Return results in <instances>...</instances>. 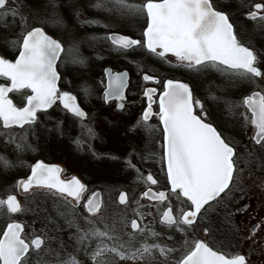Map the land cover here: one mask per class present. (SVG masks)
Masks as SVG:
<instances>
[{"label": "snow or ice", "instance_id": "snow-or-ice-1", "mask_svg": "<svg viewBox=\"0 0 264 264\" xmlns=\"http://www.w3.org/2000/svg\"><path fill=\"white\" fill-rule=\"evenodd\" d=\"M51 7L54 10L57 7L55 0ZM84 8L120 17L145 18L146 27L139 39L115 32L102 38L116 52L127 53L140 48L165 62H169L170 54L177 67L192 72L213 70L230 81L242 80L256 87H260L258 81H264V55L254 47L246 46L235 29L237 19L245 17L256 22L260 32L264 33V0L251 6L244 0L239 3L231 0L220 8L213 0H95L83 8L71 4L70 9L77 20L90 26L98 22L81 19ZM32 18L35 17L26 0H0L3 42L8 50L18 51L14 62L0 54V80L3 81L0 83V145L6 149L11 147L17 155L34 151L30 141L38 136L41 124H45V130H55L63 135L62 122L57 121L53 129H47V122L41 119L59 101L63 110L86 129L74 140L77 148H87L93 156L103 158L91 147V142L99 137L94 127L84 124L90 120L89 113L81 107L76 95L61 92L57 86L61 79L58 61L62 60V54L71 56L73 64L86 66L87 58L78 55L79 42H72L66 48L43 27L33 26ZM46 22L63 25V19L55 11ZM104 75L106 81H100L103 86L101 98L104 104L114 107L116 114L122 115L124 134L135 141L129 144L123 167L134 173L135 182L146 186L138 200L130 201L127 192L119 195V205H137L133 209L134 218L129 221L127 216L116 211L106 214L102 193L93 190L86 196L89 189L80 179H62L61 168L37 162L31 166L27 179L17 181L15 188L33 196L38 193L53 195L65 209H58V214L74 231L68 234L67 241L58 240L47 231L43 235L29 234L26 231L28 225L12 219L0 235V264H33L34 261L35 264H155L157 254L162 258L159 264H249L245 255L214 250L201 239H185L183 254L175 258L177 249L162 242L165 234L156 231L152 225L158 222L187 237L189 230L194 231L203 223L205 213L213 204L224 200L238 170L243 171L245 161L254 153L250 148L238 149L230 144L212 123L206 122L204 104L194 97L189 84L168 79L158 99L156 88H145L143 96L147 98V106L138 116H133L128 112L126 95L129 74L105 69ZM142 79L161 83L154 75L146 73ZM81 91L86 97L92 94L87 84L81 86ZM14 92L24 95L26 102L22 106H17L9 97ZM211 99L223 98L213 94ZM223 103L229 115L235 116L236 108L246 110L239 113V118L244 126L250 125L254 129L251 141L264 149V91H253L240 103L228 99H223ZM154 104L158 105V111L153 110ZM125 113L127 115L123 116ZM153 117H157L162 125L161 161L166 166L168 191H154L158 179L137 162H143L151 155H141L138 149L152 141L157 130L150 123ZM107 158L120 159L117 156ZM15 166L0 152V167L8 170ZM173 198L178 206H174ZM145 199L149 201L148 205L140 203ZM156 204L164 206L162 212L157 208L158 217L152 211L139 210ZM80 207L86 215L79 213ZM25 211L17 195L0 198V214L11 218ZM147 217L153 219L145 223ZM259 229L257 225L252 235ZM203 231L205 235L210 233L207 227ZM166 239L173 240L174 235L168 234ZM81 254L86 258L83 262L79 258Z\"/></svg>", "mask_w": 264, "mask_h": 264}, {"label": "rangeland", "instance_id": "rangeland-1", "mask_svg": "<svg viewBox=\"0 0 264 264\" xmlns=\"http://www.w3.org/2000/svg\"><path fill=\"white\" fill-rule=\"evenodd\" d=\"M215 1L216 3L222 2V5L231 2V0ZM255 1L244 0V3L251 6ZM94 2L95 0H55L57 7L54 10L51 7L52 0H26L28 7L35 17L30 19V23L33 26L38 25L51 32V34L65 44L66 48L72 42H79L78 55L87 58L86 66L73 64L71 62L72 57L64 54H62V60L58 61V71L61 74V80L65 89L75 93L81 100L83 106L91 113L90 120L84 122V124H90L94 129L99 126L100 128L101 126H106L108 129L109 126L115 123L123 125L122 115L116 114L111 105H102L104 103L100 100L101 90L103 88L100 81L102 79L104 80L103 67L106 65L111 66L112 63H117L114 64L117 67L111 66L114 70L127 68L133 74V78H137L136 82H133L131 89H128L129 94L134 99H140L134 104L129 105L132 110L130 111L128 109V111L133 116L139 115L142 111L145 103L144 99L140 97V94L146 85L151 84V82L143 81L142 73L154 75L159 78L161 86H163L164 81L167 79L178 78L188 80L194 97L202 99L207 110H209V119L222 128L223 131L228 132L226 133L228 134V138L238 149L247 147L254 153L250 160L245 161L243 171L238 170L237 172L234 182L235 187L233 189L236 191L233 192V200L224 199L219 204H213V207L205 213L206 218L214 215L215 219L219 217L223 221H225L226 215L227 217L234 216L239 231L234 230L235 234L230 235L225 232L221 233L216 228H213V233L208 234L207 238L213 240L214 237L218 242H215V246L217 245L218 247L220 245L219 243H222V249L227 250L228 253L245 254L249 264H264V149L252 143L250 137L254 129L250 125L247 127L244 126L242 119L239 118V113L246 110L244 108H236L234 109L236 115H229L223 103V99L240 103L243 96L251 91H264V81H258L260 87H256L242 80L230 81L213 70L196 73L183 68H175L168 73L160 69L161 67L153 64L150 54L144 53L141 50L135 49L127 53L116 52L110 43L102 38L110 32L139 36L144 27V17H120L117 14H109L98 9L84 8L81 19L97 21L98 23L90 26L82 25L70 9V5L76 4L83 8L84 5ZM237 3H239V0H237ZM53 11L58 13L59 17L63 19V25L46 22L52 18ZM235 24L238 37L243 40V43L247 46L254 47L261 55H264V33L260 32L257 23H245L242 17H239ZM102 25H108V27H103ZM2 36L3 34L0 33V51H10L6 48ZM93 36L98 37V39H88ZM168 63L176 66V63L172 61ZM85 84L89 85L92 90V94L87 97L81 91V86ZM213 94L223 99L212 100L211 96ZM154 111H158L157 104L154 105ZM123 116L126 115L123 114ZM41 119L47 122V129H53L57 121L62 122L63 135L55 130L47 131L45 130V124H41L37 130L38 136L31 138L30 141L34 151H26L16 156V153L12 151L11 147L6 149L0 145V152L4 153L16 165L14 168L17 171L15 175H11L13 168L4 170L0 167V198H4L10 192L17 193L18 190L15 188L16 182L28 173L33 164V157L41 156L45 160L61 162L65 167L66 173L79 174V177L85 180V185L89 189L86 196L93 190H99L103 196L107 210L106 214L110 213V209H114L116 212L127 216L129 221L134 218L133 209L137 205L131 203L127 207L121 206L117 201V195L119 192L124 191L128 193L130 201H135L139 199L146 186L142 183L135 182L134 173L130 170H125L123 167L124 158L117 156L120 157L119 160H111L106 155H102L103 158H97L87 148L84 150L78 149L74 140L82 132H86V129L81 127V122L63 110L58 101L56 105H53L48 110V115H42ZM151 121H158V118L153 117ZM103 134L105 135V133ZM110 134L111 132L107 130L105 137ZM153 135L157 136L156 133H153ZM237 135L239 138H236ZM65 136L69 138L65 139ZM98 137V139L91 142V147L97 154L104 148V142L110 141L109 139H104V137ZM63 140H66V142H63ZM152 141L149 143L151 155L147 154L148 158L146 160L137 162L140 166L145 167L146 170L151 171L159 180L158 176L162 175L163 172L161 156L160 154H156V146ZM18 169H20L19 172ZM252 172L254 173L253 176H251ZM146 174L147 171L145 172ZM242 185L243 187H241ZM155 189H163V185L158 184V186H155ZM20 200L26 211L21 215H13L11 218L0 214V229L9 219H16L29 226L26 229L29 234L43 235L47 231L56 236L58 240L67 241L68 234L74 230L69 229L65 223V218L58 214V209H65L61 208L60 202L53 195L38 193L33 196L24 193L20 195ZM242 200L246 202L243 203ZM140 203L148 205L149 201L145 199L140 201ZM173 203L174 206H178L174 198ZM157 208L162 212L164 206L156 204L155 207L140 208L139 210L144 213L152 211L158 217L159 213H157ZM220 208H224L225 211H221V213L216 212ZM78 211L86 215L83 207H80ZM152 219L153 217H147L145 223ZM212 225L204 219L203 223L194 231L189 230L187 237L175 232L174 229L169 230L163 227L158 222H155L152 226L156 231L165 234V239L162 242L174 246L177 249L174 256L178 258L184 252L182 245L185 239L191 241L202 238L204 236L203 228ZM257 225L260 226V229L253 236V229ZM214 231L217 232L218 237L227 240L222 242ZM229 231L232 232V230ZM168 234H173L174 239L167 240L166 236ZM53 246H55V242ZM79 258L82 262L86 260L82 254ZM161 260L162 258L157 254L155 264H159ZM33 264H35V261Z\"/></svg>", "mask_w": 264, "mask_h": 264}, {"label": "flooded vegetation", "instance_id": "flooded-vegetation-1", "mask_svg": "<svg viewBox=\"0 0 264 264\" xmlns=\"http://www.w3.org/2000/svg\"><path fill=\"white\" fill-rule=\"evenodd\" d=\"M256 2H261V0H256L254 3H256ZM213 3L217 6V8H220V6L222 5V2L221 3H216V1L215 0H213ZM253 3V4H254ZM242 19H243V21H245V23H251L252 21H249V20H247L245 17H242ZM144 21H145V18H144ZM235 29H236V24H235ZM141 33H142V31L140 32V35L139 36H132L133 38H137V39H139L140 37H141ZM239 39L243 42V40L239 37ZM138 50H140V48H137ZM141 51L142 52H144L145 53V51L143 50V49H141ZM1 52V54L2 55H4L6 58H9V59H14L15 58V56L18 54V51H16V52H13V51H0ZM60 73V72H59ZM60 76H61V74H60ZM136 80H137V78L135 77V78H133V74L131 73V74H129V87H128V89L130 88L131 89V87H132V85H133V82H136ZM0 82H3L2 80H0ZM58 87H59V89L60 90H68V89H65V86L63 85V83H62V80L60 79V81H59V83H58ZM127 89V91H126V95H127V105H128V109L131 111L132 109L130 108V106L129 105H131V104H134L137 100H140L139 98L136 100V99H134V97H132L131 96V94H129V90ZM25 91H27V90H25ZM143 91H144V88L142 89V92H141V94H140V97L141 98H143L144 99V102H145V100H146V98L143 96ZM254 91H256V90H254ZM253 91H251L250 93H248V94H246V95H244L243 96V98L245 97V96H247V95H250L251 93H252ZM76 95V94H75ZM102 95H103V88H102V90H101V96H100V100L103 102V100H102ZM77 96V95H76ZM9 97L13 100V102L17 105V106H22L23 104H24V102H25V98H24V95L23 94H21V93H10L9 94ZM242 98V99H243ZM77 99H78V102L80 103V105H81V107L86 111V112H88L89 113V116H90V118H91V113L87 110V108H85L84 106H83V104H82V102H81V100L79 99V97L77 96ZM199 99V98H198ZM199 100H201L202 101V103L204 104V102H203V100L202 99H199ZM58 103H59V101H58ZM104 103V102H103ZM115 102H113V104H114ZM59 105H60V103H59ZM102 105H106V104H102ZM155 105V104H154ZM154 105H153V110H154ZM101 106V105H100ZM99 106V107H100ZM112 106V105H111ZM61 107V106H60ZM113 107V106H112ZM206 106L204 105V108H205ZM113 109H114V107H113ZM130 111H128V112H130ZM205 111H206V113H207V119H206V122H210V123H212L213 124V126L214 127H216L217 128V130L219 131V132H221L222 133V135H223V137L226 139V141L227 142H229L230 144H232V142L230 141V139L228 138V134H226V133H228L227 131H223V129L222 128H220L218 125H216L212 120H210L209 119V110H207V107L205 108ZM141 113V112H140ZM70 115V114H69ZM125 115H127V113H125ZM138 116V115H137ZM75 119V118H74ZM86 122V121H85ZM153 126H155V128L157 129L156 130V134H157V136H154L153 135V137H152V140L154 141H152V143L156 146V151L155 150H153V151H155L156 152V154L158 155V154H160V156L162 157V147H161V145H162V126H161V124H160V122H159V120L158 121H151L150 122ZM241 127H242V125H241ZM107 130H109V132H111V134L109 135V136H107V137H105V135H106V132H107ZM95 132H96V134L98 133V136H101V137H104V139H109L110 141H108V142H104V148H102L100 151H99V154H102V155H106V156H120V157H123V158H125V155H126V153H127V151H129L130 149H129V144L130 143H135V141H131V140H129L126 136H125V134H124V131H123V125H120V124H118V123H115V124H113V125H111V126H109V128L107 129V127L106 126H101V128H100V126L99 127H95ZM103 133H105V135L103 134ZM113 134V136H111ZM254 134V131H253V133H252V135ZM234 137H235V135H233ZM68 139L69 137H66L65 136V139ZM236 138H239V136L237 135L236 136ZM155 139V140H154ZM114 140V141H113ZM63 142H66V140H63ZM149 143H150V141L148 142V144L146 145V146H142V149H138V151L139 152H141V154H143V155H147L148 153H151V151H150V149H149ZM253 144H254V142H252ZM233 145V144H232ZM255 145V144H254ZM255 146H257V145H255ZM144 148H146V151L145 150H143ZM16 156H17V154H15ZM32 162H33V164L32 165H34L35 163H37V162H43V163H56V164H59L60 166H61V169L63 170L62 171V173H61V178L62 179H65V180H68L71 176H73V175H76V176H78L79 177V174H76V173H66L65 172V167H64V165L61 163V162H58V161H56V160H45V159H43L41 156H37V157H33V159H32ZM161 165H162V175H160V176H158L159 177V180H158V184H162L163 185V189H167V179H166V175H165V172H166V166H164L163 164H162V161H161ZM141 168H143V169H145L146 170V168L145 167H143V166H140ZM10 169H12V168H10ZM20 171V169H18V172ZM17 171H16V168H14L13 167V170H12V172H11V175H15V173H16ZM31 173V167H30V169H29V171H28V173H27V175L25 176V178L29 175ZM253 172L251 173V176H253ZM19 176H20V174H19ZM25 178H22L21 177V179H19V180H22V179H25ZM80 179H81V181H82V183H84L85 184V180L82 178V177H79ZM18 180V181H19ZM156 186H158V185H156ZM234 187H235V183L231 186V191L230 192H228L225 196H224V199L225 200H233V192H235L236 190H233L234 189ZM241 187H243V185L241 186ZM146 189V188H145ZM144 189V190H145ZM153 189H155V186H153ZM18 190V189H17ZM156 190V189H155ZM157 190H160V189H157ZM9 194H14V195H17V197L19 198V200H20V195L22 194L21 193V191L20 190H18L17 191V193L16 192H10V193H8V194H6L5 195V197L7 196V195H9ZM4 197V198H5ZM21 201V200H20ZM242 202L244 203V202H246L245 200H242ZM164 210V209H163ZM162 210V211H163ZM113 211H115L114 209H110V213L111 212H113ZM221 211H225V209L224 208H220V209H218L216 212H218V213H221ZM207 216H205V218L204 219H206V221H208V223H211V224H213L212 226H206L209 230H210V233L209 234H212L213 233V228H216L218 231H220L221 233H223V232H225V233H229L230 235H232V234H235L234 232V230H238V228L239 227H237V223H236V218L234 217V216H229V217H227V215L225 216V221H223V220H221L219 217H217L216 219L214 218V215H212V216H209L208 218H206ZM218 219H220V221H218ZM12 219H9L8 221H6L3 225H2V227H1V231H0V235L2 234V230L5 228V226H6V224H7V222H10ZM16 220V219H15ZM217 220V221H216ZM234 220V221H233ZM229 230H232V232L231 231H229ZM239 231V230H238ZM214 233L215 234H217V232L216 231H214ZM203 235L204 236H202V238H199V239H201V240H204L206 243H208L209 244V246L210 247H212L214 250H219V251H221V252H226V253H228V251L227 250H224V249H222V243H219L220 245L217 247V245L215 246V242L216 243H218L217 242V240L213 237V240H211V239H209V238H207V235H205V233H204V231H203ZM211 237H212V235H210ZM217 237H218V234H217ZM218 238H220V237H218ZM221 240H222V242L223 241H225V240H227V239H223V238H220ZM239 254H242V255H245V254H243V253H239ZM246 256V255H245ZM247 257V256H246Z\"/></svg>", "mask_w": 264, "mask_h": 264}, {"label": "trees", "instance_id": "trees-1", "mask_svg": "<svg viewBox=\"0 0 264 264\" xmlns=\"http://www.w3.org/2000/svg\"><path fill=\"white\" fill-rule=\"evenodd\" d=\"M152 58H151V62L155 65H157L158 67H161L160 69H162L163 71H167L168 73H170L171 71H173L175 68H183V67H177V66H174V65H171L170 63L168 62H165L164 60L156 57V56H152L150 55ZM112 63V62H111ZM114 64H117V63H112L111 66L112 67H117V65H114ZM124 65V64H123ZM185 69V68H183ZM131 72V71H130ZM189 79V78H188ZM190 80V79H189Z\"/></svg>", "mask_w": 264, "mask_h": 264}, {"label": "water", "instance_id": "water-1", "mask_svg": "<svg viewBox=\"0 0 264 264\" xmlns=\"http://www.w3.org/2000/svg\"><path fill=\"white\" fill-rule=\"evenodd\" d=\"M117 34H119V33H117ZM50 35V34H49ZM53 37V36H52ZM54 38V37H53ZM56 39V38H55ZM169 58H171L174 62H176L175 61V58L174 57H171V55L169 54ZM14 62V61H13ZM105 69H111V67H109V66H106L105 68H104V72H105ZM124 71H126L127 72V70H125V69H123V70H121V71H116V72H124ZM105 80H106V77H105ZM174 81H179V80H174ZM179 82H182V81H179ZM182 83H185V82H182ZM61 92H64V91H61ZM146 103H147V98H146ZM147 106V105H146ZM45 164V163H44ZM46 165H54V166H58L59 168H61L59 165H57V164H46ZM72 177H76V178H78L77 176H72ZM71 177V178H72ZM71 178H69L68 180H70ZM79 179V178H78ZM95 191H98V192H100L99 190H95ZM155 191V190H154ZM160 191H164V190H160ZM120 195V194H119ZM118 201H119V196H118ZM6 227V226H5ZM2 235V234H1Z\"/></svg>", "mask_w": 264, "mask_h": 264}]
</instances>
